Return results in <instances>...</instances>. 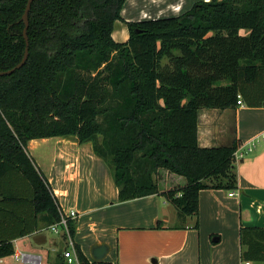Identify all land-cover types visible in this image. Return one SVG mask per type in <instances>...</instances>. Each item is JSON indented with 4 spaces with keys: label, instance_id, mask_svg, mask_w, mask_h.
<instances>
[{
    "label": "trees",
    "instance_id": "trees-1",
    "mask_svg": "<svg viewBox=\"0 0 264 264\" xmlns=\"http://www.w3.org/2000/svg\"><path fill=\"white\" fill-rule=\"evenodd\" d=\"M126 0H33L29 55L0 76V258L12 241L59 221L32 139L91 142L119 202L158 194L196 215L203 189H237L238 142L202 148L198 111L264 106V0L196 2L177 15L125 21ZM27 0H0V72L20 63ZM128 39L112 38L115 23ZM163 170L184 179L160 190ZM75 230L69 222L70 235ZM241 259L264 262V228L239 231ZM81 264L89 263L79 246Z\"/></svg>",
    "mask_w": 264,
    "mask_h": 264
},
{
    "label": "crops",
    "instance_id": "crops-1",
    "mask_svg": "<svg viewBox=\"0 0 264 264\" xmlns=\"http://www.w3.org/2000/svg\"><path fill=\"white\" fill-rule=\"evenodd\" d=\"M199 1L126 0L121 16L125 21L177 16ZM112 38L128 39L124 23H115ZM234 140L244 155L235 165L237 189L200 190L197 214L186 217L158 194L119 202L111 167L95 155L91 142L32 139L27 153L58 209L76 211L71 242L89 263L264 264L243 261L239 241L240 228H264V106L242 103L235 109L198 111L200 147L227 146ZM159 174L161 191L185 183L166 171ZM38 221V230L12 243L40 254L43 264H67L62 257L70 249L66 237L51 232L52 224L43 216Z\"/></svg>",
    "mask_w": 264,
    "mask_h": 264
},
{
    "label": "built area",
    "instance_id": "built-area-1",
    "mask_svg": "<svg viewBox=\"0 0 264 264\" xmlns=\"http://www.w3.org/2000/svg\"><path fill=\"white\" fill-rule=\"evenodd\" d=\"M248 152L251 149H247ZM243 153L238 149L234 154L235 161L243 158ZM59 221L49 226V230L54 234H62L68 240L70 249H66L62 253V257L65 259L67 264H81L75 251V247L71 242V235L69 231V222H74L77 218L76 211L64 212L59 210ZM14 244V243H13ZM14 250L8 257L0 258V264H43V259L40 254L24 252L18 248L16 244L13 245ZM245 264H250L246 262Z\"/></svg>",
    "mask_w": 264,
    "mask_h": 264
},
{
    "label": "water",
    "instance_id": "water-1",
    "mask_svg": "<svg viewBox=\"0 0 264 264\" xmlns=\"http://www.w3.org/2000/svg\"><path fill=\"white\" fill-rule=\"evenodd\" d=\"M33 0H27V4L24 10V13L22 15L21 20L24 23V29H23V37L25 39V50H24V54H23V58L21 59L20 63H18L15 67H13L12 69L8 70V71H3L0 72V76H5V75H10L12 74L15 70L20 69L26 62L28 55H29V39L27 36V29L29 26V19H28V13L30 11L31 5H32Z\"/></svg>",
    "mask_w": 264,
    "mask_h": 264
},
{
    "label": "rangeland",
    "instance_id": "rangeland-1",
    "mask_svg": "<svg viewBox=\"0 0 264 264\" xmlns=\"http://www.w3.org/2000/svg\"><path fill=\"white\" fill-rule=\"evenodd\" d=\"M150 9V8H149ZM168 17V16H167ZM116 27H118V25L116 26ZM66 250V249H65Z\"/></svg>",
    "mask_w": 264,
    "mask_h": 264
}]
</instances>
